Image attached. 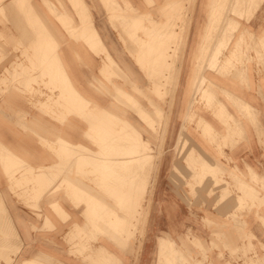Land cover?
<instances>
[{"label":"crops","instance_id":"1","mask_svg":"<svg viewBox=\"0 0 264 264\" xmlns=\"http://www.w3.org/2000/svg\"><path fill=\"white\" fill-rule=\"evenodd\" d=\"M29 1L0 0V10H3V17L2 10L0 11V80L3 78V84L0 83V204H3L0 205V259L8 260L6 263L0 261V264H264V0H240L239 4L236 0H229L227 7L220 0H185L182 4L180 0H114L112 3L110 0H75V3L74 0ZM169 3L175 8L171 5L169 9ZM233 3L237 4L236 7ZM243 3H247L246 7ZM21 6L28 11L25 12V8ZM226 10H229L227 14ZM82 14L86 18L83 20H86L84 25L81 23L84 18ZM230 19L232 23H228ZM170 25L177 26L174 28ZM40 26L42 27L39 29ZM230 26L234 28L232 37L222 48ZM41 29L46 32L42 34ZM159 30H171L173 44L168 39L170 33L165 34L170 41L166 42L163 37L164 42ZM215 30L222 34L221 39ZM175 32L181 36L182 47L179 59L181 65L176 74L171 64L175 59V54H171L175 45ZM152 39L159 42L155 44H158V47L155 46L157 48H153L155 42ZM160 42L171 51L168 50L167 56H163V61L166 58V63L171 66L168 69L167 65V71H170L165 74L167 76L168 73L170 78L166 91L173 97L176 94L169 117L161 124L156 117L159 98L158 95L154 96L155 92H159V68L154 72L153 67L155 64L159 67L160 58L156 61L154 58L159 57L157 52ZM140 44L143 45L140 47ZM217 53L220 55L217 56ZM168 58L170 59L167 60ZM47 61L53 65L47 64ZM204 61L207 62L206 65ZM151 62L154 63L153 66ZM210 62L212 63L208 64ZM214 64L217 65L214 67ZM54 65L53 72L51 66ZM39 70L45 75L42 73L41 77ZM63 73L67 81L64 80ZM170 73H173L171 76L174 78L170 77ZM151 74L154 79L158 78L154 80ZM196 78L203 82L195 84ZM32 79H35L31 81L35 82L33 84L29 81ZM47 79H51L52 83L49 84ZM6 80L11 83L7 84ZM27 82H30L29 85ZM64 85L67 88H63ZM25 87L30 91L27 92ZM190 88H194V92ZM120 91L125 94L122 95ZM190 94L194 96L191 98ZM204 94H210L211 101H215L209 100V103V95L206 97ZM114 95H118L120 103L117 109L114 106ZM143 95H150L146 96L151 103L149 109L144 106ZM167 101L170 99L167 98ZM128 102L130 110L123 107V104L128 106ZM221 111H224L223 114ZM101 124H107L108 127ZM129 126L131 130L126 128ZM160 131L164 133L162 140L166 144L161 156L155 147ZM127 133L130 134L129 137L135 135L142 144L150 143V153L144 155L150 159L148 173L145 172L146 188L143 181L140 182L143 180L141 173L144 172L136 165L131 164L129 168L125 164L128 157L125 155V141L131 140L126 137ZM103 134L106 136H100ZM117 134L119 145L123 146L115 149L119 153H95L97 148L94 142L97 139L102 137L101 142L108 141L111 144L116 142ZM107 135H111L110 138ZM184 142L186 149L184 153H180ZM107 143H103L104 150L110 146ZM77 145L84 149H77ZM60 147L64 150L61 151ZM190 150L195 153H189ZM120 152H123L121 156ZM140 156L143 157H130L136 160ZM24 169L25 172H22ZM113 172L118 175L115 174V179ZM104 174L106 177H103ZM130 176L136 179L133 181L134 178ZM51 178L53 181H48ZM127 186L136 188L135 190L138 187L140 190L145 188L146 195L138 190V197L128 199L124 195ZM248 188L253 191L250 189L249 192ZM128 225L133 227L129 228ZM103 229H107V232ZM103 231L110 236L112 234V239L114 236L115 238L112 240L106 233L102 235ZM121 231L125 232L122 234ZM14 236L19 239L15 240ZM121 246L124 247L123 250Z\"/></svg>","mask_w":264,"mask_h":264},{"label":"bare ground","instance_id":"2","mask_svg":"<svg viewBox=\"0 0 264 264\" xmlns=\"http://www.w3.org/2000/svg\"><path fill=\"white\" fill-rule=\"evenodd\" d=\"M10 1H12V0H10ZM13 1L16 2L17 0H16V1L13 0ZM27 1H28V0H27ZM30 1H31V0H30ZM30 1H29V2H30ZM77 1H78V0H77ZM77 1H76V4H77ZM110 1H111V3H112V1H114V0H110ZM178 1H179V0H178ZM186 1H187V0H186ZM186 1H185V2H186ZM188 1H189V0H188ZM188 1H187V2H188ZM214 1H216V0H214ZM220 1H221V0H220ZM230 1H231V0H230ZM234 1H235V0H234ZM239 1H240V0H239ZM243 1H244V0H243ZM243 1H242V2H243ZM251 1H252V0H251ZM22 2H23V1H22ZM69 2H71V0H70ZM216 2H217V1H216ZM225 2H226V1H225ZM232 2H233V0H232ZM232 2H231V4H232ZM237 2H238V1H237ZM246 2H247V0H246ZM57 3H58V2H57ZM73 3H75V0H74ZM103 3H104V2H103ZM115 3H116V2H115ZM176 3H177V2H176ZM209 3H210V2H209ZM218 3H219V2H218ZM228 3H230L229 0L227 1V4H228ZM250 3H251V2H250ZM258 3H259V2H258ZM12 4H13V3H12ZM104 4H105V3H104ZM177 4H178V3H177ZM177 4H175V5H177ZM227 4H225L226 7H227ZM233 4H234V3H233ZM238 4H239V2H238ZM246 4H247V3H246ZM246 4L243 3V5H245V7H246ZM252 4H253V3H252ZM254 4H255V1H254ZM254 4H253V5H254ZM25 5H26V4H25ZM46 5H47V4H46ZM72 5H73V4H72ZM107 5H108V2H107ZM166 5H168V4H166ZM171 5H172V4L169 3L168 8L174 6V5H172V6H171ZM214 5H215V4H214ZM216 5H219V4H216ZM222 5H224V3H222ZM234 5H235V7H236L237 4H234ZM250 5H251V4H250ZM2 6H3V5H2ZM8 6H9V5H8ZM8 6H7V7H8ZM13 6H14V5H13ZM81 6H82V5H81ZM105 6H106V5H105ZM116 6H117V5H116ZM116 6H113V7H116ZM158 6H159V5H158ZM210 6H211V5H210ZM19 7H20V6H19ZM21 7H24V6H21ZM28 7H29V6H28ZM28 7H27V8H28ZM78 7H80V1H79V6H78ZM176 7H177V6H176ZM186 7H187V5H186ZM226 7H225V9H228V8H226ZM245 7H243V9H244ZM1 8H2V7H1ZM3 8H4V7H3ZM10 8H12V6H10ZM14 8H15V7H14ZM24 8H25V7H24ZM104 8H105V7H104ZM174 8H175V6H174ZM211 8H212V7H211ZM213 8H214V7H213ZM240 8H241V7H240ZM240 8H239V9H240ZM249 8H250V7H249ZM18 9H19V8H18ZM30 9H31V7H30ZM61 9H62V8H61ZM73 9H74V8H73ZM76 9H77V8H76ZM79 9H81V8H79ZM111 9H112V11H113V8H112V7H111ZM119 9H120V8H119ZM169 9H170V8H169ZM239 9L236 8V10H239ZM250 9H252V7H251ZM1 10H2V9H1ZM1 10H0V11H1ZM7 10H8V9H7ZM25 10H26V8L24 9V11H25ZM82 10H83V7H82ZM82 10H81V11H82ZM106 10H107V9H106ZM179 10H181V9H179ZM179 10L177 9V11H179ZM183 10H184V9H183ZM209 10H210V9H209ZM216 10H217V8H216ZM241 10H242V8H241ZM247 10H248V9H247ZM15 11H16V10H15ZM15 11H14V12H15ZM20 11H21V10H20ZM27 11H28V10H27ZM27 11H25V12H27ZM76 11H77V10H76ZM79 11H80V10H79ZM79 11H78V12H79ZM107 11H109V9H108ZM107 11H106V12H107ZM119 11H120V10H119ZM185 11H186V10H185ZM218 11L220 12V10H218ZM227 11H229V10H226V14L228 13ZM233 11H234V10H232V12H233ZM249 11L251 12V10H249ZM84 12H85V11H84ZM209 12H210V11H209ZM235 12H236V11H235ZM250 12H249V13H250ZM252 12H253V11H252ZM32 13H33V11L30 12V15H31ZM63 13H64V12H63ZM79 13H80V12H79ZM144 13H146V12H144ZM185 13H186V12H185ZM210 13H211V12H210ZM221 13H222V11H221ZM224 13H225V10H224ZM229 13H231V8H230V12H229ZM236 13H237V12H236ZM13 14H14V13H13ZM55 14H56V13H55ZM85 14H86V13H85ZM211 14H212V13H211ZM232 14H233V13H232ZM252 14H253V13H252ZM1 15H2V17H3V10H2V12H1ZM15 15H17V14L15 13ZM15 15H14V16H15ZM22 15H23V14H22ZM34 15H35V14H34ZM65 15H66V14H65ZM79 15H81V14H79ZM82 15H83V14H82ZM179 15H180V14H179ZM184 15H185V14H184ZM223 15H224V14H223ZM213 16H214V15H213ZM224 16H225V15H224ZM233 16H234V15H233ZM247 16H248V15H247ZM250 16H251V14H250ZM7 17H8V16H7ZM22 17L25 18V16H22ZM33 17H34V16H33ZM80 17H81V16H80ZM82 17H84V15H83ZM142 17H143V16H142ZM15 18H16V17H15ZM35 18H36V20H38V19H37L38 17H37L36 15H35ZM60 18H61V17H60ZM87 18H88V17H87ZM135 18H136V17H135ZM140 18H141V17H140ZM182 18H183V16H182ZM208 18H210L209 15H208ZM4 19H5V18H4ZM7 19H8V18H7ZM19 19H20V18H19ZM19 19H18V20H19ZM62 19H63V18H62ZM79 19H82V18H79ZM84 19H86V18L84 17V18L82 19V21H83ZM173 19H174V18H173ZM227 19H228V18H227ZM30 20H32V19H30ZM34 20H35V19H34ZM36 20H35V21H36ZM134 20H135V19H134ZM149 20H150V19H149ZM220 20L224 21L223 19H220ZM8 21H9V20H8ZM24 21L26 22V20H24ZM85 21H86V20H85ZM85 21H83V22L80 21V22L84 25V22H85ZM118 21H119V20H118ZM210 21H211V20H210ZM213 21H215V20H213ZM225 21H226V20H225ZM32 22H33V21H32ZM170 22H171V21H170ZM216 22H217V21H216ZM220 22H221V21H220ZM6 23H7V22H6ZM37 23H38V21L36 22V25H37ZM65 23H66V22H65ZM81 23H80V24H81ZM168 23H169V22H168ZM172 23H173V21H172ZM213 23H214V22H213ZM225 23H226V22H225ZM225 23H224V24H225ZM228 23H232L231 19H230V22H229V20H228ZM233 23H235V22H233ZM26 24H27V23H26ZM31 24H32V23H31ZM34 24H35V23H33V25H34ZM173 24H174V23H173ZM219 24H220V23H219ZM226 24H227V23H226ZM235 24H236V23H235ZM38 25H39V24H38ZM42 25H43V24H42ZM167 25H169V24H167ZM221 25H223V24H221ZM11 26H12V25H11ZM23 26H24V25H23ZM30 26H31V25H30ZM68 26H69V25H68ZM171 26H172V25H170V27H171ZM176 26H177V25H176ZM176 26H172V27L175 28ZM181 26H182V25H181ZM206 26H207V25H206ZM226 26H227V25H226ZM32 27H33V26H32ZM41 27H42V26H40L39 29H40ZM78 27H80V26H78ZM88 27H90V26H88ZM124 27H126V26H124ZM216 27H217V26H216ZM34 28H35V27H34ZM37 28H38V27H37ZM37 28H36L37 32H40L39 29H37ZM113 28H114V27H113ZM130 28H131V27H130ZM152 28H155V27H152ZM160 28H161V27H160ZM166 28H167V26H166ZM178 28H179V27H178ZM224 28H225V27H224ZM22 29H24V27H23ZM42 29H43V28H42ZM42 29H41V30H42ZM44 29H45V28H44ZM164 29H165V28H164ZM167 29H169V28H167ZM167 29H165V30H167ZM176 29H177V28H176ZM28 30H29V29H28ZM34 30H35V29H34ZM77 30H78V29H77ZM84 30H85V29H84ZM84 30H83L82 32H84ZM180 30H181V27H180ZM218 30H219V28H218ZM222 30H223V28H222ZM18 31H19V30H18ZM22 31L24 32V30H22ZM65 31H67V30L65 29ZM69 31H70V30H69ZM73 31H74V30H73ZM75 31H76V30H75ZM75 31H74V32H75ZM87 31H88V30H87ZM89 31H91V30L89 29ZM129 31H130V29H129ZM129 31H125V32H128V33H129ZM159 31H161V30H159ZM172 31H173V30H172ZM210 31H212V30H210ZM216 31H217V30H215V32H216ZM219 31H221V30H219ZM227 31H229V34H227V38H226V40H225V41L223 40L224 43H223V45H222V48H224V47L226 46V44L230 41V39H231V37H232V34H233V31H234V28H232V27L230 26V27H229V30H227ZM28 32H30V30H29ZM42 32H43L42 34H44V32H46V31H43V30H42ZM71 32H72V31H71ZM91 32H93V31H91ZM164 32H165V31H164ZM164 32H162V33H164ZM168 32H169L170 35H171V30H170V31H166L165 34L168 33ZM177 32H178V31H177ZM179 32H180V31H179ZM215 32H212V33H214L215 35H216V33H217L218 36L220 35L219 32H216V33H215ZM221 32H222V31H221ZM16 33H19V32H16ZM40 33H41V32H40ZM78 33H79V32H78ZM80 33H81V32H80ZM89 33H90V32H89ZM123 33H124V32H123ZM153 33H154V32H153ZM169 33H168V34H169ZM173 33H174V32H173ZM212 33H211V34H212ZM225 33H226V30H225ZM38 34H39V33H38ZM42 34H40V35H42ZM70 34H71V33H70ZM73 34H74V33L72 32L71 35H73ZM82 34H83V33H82ZM129 34H130V33H129ZM160 34H161V33H160ZM165 34H161V35H165ZM175 34H176V32H175ZM177 34H178V33H177ZM177 34H176V36H177ZM26 35H27V34H26ZM33 35H34V33H33ZM35 35H36V34H35ZM80 35H81V34H80ZM86 35H87V34H86ZM88 35H89V34H88ZM88 35H87V36H88ZM117 35H118V34H117ZM157 35H158V33H157ZM223 35H224V33H223ZM36 36L38 37V35H36ZM42 36H43V35H42ZM44 36H45V35H44ZM74 36H75V35H74ZM82 36H83V35H82ZM89 36H90V35H89ZM131 36H132V35H131ZM153 36H154V35H153ZM166 36L168 37V35H166ZM171 36H172V37H171ZM171 36H170L171 38L169 37L168 39H170V40H171V39H174V36H173V35H171ZM178 36H179V34H178ZM218 36H216L215 38L218 39V38H217ZM221 36H222V34L220 35V39H221ZM23 37H24V36H23ZM48 37H49V35H48ZM135 37H136V36H135ZM164 37H165V36H164ZM167 37H165V39H166ZM209 37H210V35H209ZM225 37H226V35H225ZM40 38H41V37H40ZM40 38H39V39H40ZM45 38H46V40H47V34H46V37H45ZM82 38H83V37H82ZM84 38H85V37H84ZM130 38H131V37H130ZM160 38H161V37H160ZM22 39H23V38H22ZM28 39H29V38H28ZM49 39H50V38H49ZM86 39H87V37L85 38V40H86ZM136 39H137V38H136ZM162 39H164L163 36H162ZM162 39H161V41H163ZM165 39H164V42H165ZM176 39L179 40L178 38H176ZM212 39H213V38H212ZM220 39H219V40H220ZM248 39H249V38H248ZM26 40H27V39H26ZM26 40H23V41L26 42ZM29 40H30V39H29ZM41 40H42V39H41ZM87 40H88V39H87ZM89 40H91V39H89ZM140 40H141V39H140ZM152 40H153V39H152ZM158 40H159V39H158ZM166 40H167V39H166ZM170 40H169V41H170ZM263 40H264V39H263ZM50 41H51V40H50ZM52 41H53V40H52ZM93 41H95V40L93 39ZM122 41H123V40H122ZM138 41H139V40H138ZM147 41H149V40H147ZM153 41H154V40H153ZM169 41L167 40L166 42H169ZM208 41H209V39H208ZM208 41H207V43H208ZM213 41H215V40H213ZM18 42H19V41H18ZM39 42H41V41H39ZM91 42H92V41H91ZM91 42H90V43H91ZM142 42H144V40H143ZM154 42H155V41H154ZM157 42H158V41H157ZM157 42L154 43L153 48H157V47H158V46H157L158 44L155 45ZM177 42H178V41H177ZM219 42H220V41H219ZM22 43H23V42H22ZM44 43H45V42H44ZM50 43H51V42H50ZM86 43H87V41H86ZM94 43H95V42H93V44H94ZM147 43H148V42H147ZM158 43H159V42H158ZM170 43H172V40H171ZM170 43H169V45H171ZM209 43H210V42H209ZM238 43H239V42H238ZM16 44H17V43H16ZM84 44H85V43H84ZM91 44H92V43H91ZM97 44H98V43H97ZM97 44H96V45H97ZM148 44H150V43H148ZM151 44L153 45V43H151ZM172 44H173V43H172ZM174 44H175V43H174ZM176 44H177V43H176ZM213 44H214V42H213ZM216 44H217V43H215V45H216ZM219 44H220V43H219ZM221 44H222V43H221ZM249 44H251V42H250ZM253 44H254V42H253ZM23 45H25V44H23ZM44 45H45V44H44ZM44 45H42V47H43ZM85 45H87V44H85ZM142 45H143V44H140V47H141ZM152 45H151V46H152ZM162 45H163V44H161V42H160V44H159V48H160V46H162ZM20 46H22V45H20ZM46 46H47V45H46ZM50 46H51V44H50ZM90 46H91V45H90ZM144 46H145V45H144ZM155 46H157V47H155ZM173 46H174V45H173ZM173 46H172V47H173ZM216 46H217V45H216ZM216 46H215V47H216ZM35 47H36V46H35ZM48 47H49V46H48ZM162 47L164 48V45H163ZM162 47H161V48H162ZM175 47H177V45H175ZM213 47H214V46L212 45V49H213ZM219 47H220V46H219ZM24 48H25V47H24ZM91 48H92V47H91ZM147 48H148V47H147ZM150 48H151V47H150ZM150 48H149V49H150ZM153 48H152V49H153ZM167 48H168V47H167ZM199 48H200V47H199ZM210 48H211V47H210ZM238 48H239V47H238ZM254 48H255V47H254ZM13 49H14V48H13ZM45 49H46V48H45ZM89 49H90V48H89ZM164 49H165V48H164ZM217 49H218V48H217ZM101 50H102V49H101ZM144 50H145V49H144ZM144 50H143V51H144ZM153 50H157V49H153ZM153 50H152V51H153ZM162 50H163V49H162ZM162 50L160 49V51H162ZM168 50H169V49H168ZM168 50L166 49L165 51L167 52ZM175 50H176V48H175ZM207 50H208V49H207ZM245 50H246V49H245ZM14 51H15V50H14ZM125 51H126V50H125ZM146 51H147V50H146ZM169 51H170V50H169ZM212 51H213V50H212ZM215 51H216V49L214 50L213 53H215ZM219 51H220V49H219ZM222 51H223V49H222ZM233 51H234V50H233ZM237 51H239V50H237ZM255 51H256V49H255ZM91 52H92V51H91ZM126 52H128V51H126ZM154 52H155V51H154ZM154 52H153V53H154ZM156 52H157V51H156ZM156 52H155V53H156ZM170 52H171V51H170ZM48 53H49V52H48ZM151 53H152V52L150 51V54H151ZM160 53L163 54V51H162V52H157V55L161 56V57H162V60H161V57H157V58L155 57V58H154L155 61H156V59L159 60V58H160L159 61L157 60L158 63H159V62H161V63L163 62V56L166 54V53H164L163 55H162V54L160 55ZM207 53H209V52H207ZM259 53H260V52H259ZM8 54H9V53H8ZM144 54H145V53H144ZM171 54H174V51H173V53H171ZM221 54H222V53H221ZM237 54H238V53H237ZM1 55H3V54H1ZM46 55H47V53H46ZM48 55L50 56L51 54H48ZM155 55H156V54H155ZM157 55H156V56H157ZM218 55H220V54L217 53V56H218ZM222 55H223V54H222ZM3 56H4V55H3ZM5 56H6V55H5ZM41 56H42V55H41ZM54 56H55V55H54ZM140 56H141V55H140ZM147 56H148V55H147ZM152 56H153V55H152ZM166 56H167V55H166ZM168 56L170 57V54H169ZM171 56H172V55H171ZM212 56H213V55L211 54V57H212ZM36 57H37V56H36ZM45 57H46V56H45ZM173 57H174V56H173ZM209 57H210V56H209ZM215 57H216V56H215ZM223 57H224V56H223ZM234 57H236V56L234 55ZM14 58H15V57H14ZM16 58H17V57H16ZM46 58H47V57H46ZM53 58H54V57H53ZM164 58H165V57H164ZM213 58H214V56H213ZM213 58H212V60H213ZM219 58H220V57H219ZM42 59H43V56H42ZM144 59H145V57H144ZM169 59H170V58H168L167 60H169ZM173 59H174V58H173ZM206 59H207V58H206ZM206 59H204V60L207 61ZM214 59H216V58H214ZM226 59H227V58H226ZM236 59H237V57H236ZM14 60H15V59H14ZM45 60H46V59H45ZM49 60L52 61L51 59H49ZM164 60L166 61V58H165ZM171 60H172V58H171ZM201 60H202V59H201ZM247 60H248V59H247ZM0 61H1V59H0ZM40 61H41V58H40ZM155 61H153V62H155ZM205 61H204V62H205ZM208 61H209V60H208ZM217 61H219V60H217ZM48 62H49V61H47L46 63H47V64L51 63V62H49V63H48ZM137 62H138V61H137ZM142 62H143V61H142ZM174 62H175V61H174ZM215 62H216V61H215ZM224 62H225V60H224ZM226 62H227V61H226ZM18 63H19V62H18ZM39 63H40V62H39ZM46 63H45V64H46ZM151 63H152V62H151ZM155 63H156V62H155ZM163 63H164V62H163ZM201 63H202V61H201ZM206 63H207V62H205L204 65H206ZM211 63H212V62H210V63H208V64H211ZM213 63H214V62H213ZM237 63H238V62H237ZM164 64H165V63H164ZM164 64H163V65H164ZM166 64H167V63H166ZM166 64H165V66H166ZM256 64H257V63H256ZM256 64H255V65H256ZM263 64H264V62H263ZM49 65H53V64H49ZM49 65H48L47 67H49ZM149 65H150V64H149ZM153 65H154V63H152V66H153ZM158 65H159V64H158ZM167 65H169V66H168V69H169L171 66H170V64H167ZM216 65H217V64H214V65H212V66L215 67ZM225 65H226V64H225ZM232 65H233V64H232ZM259 65L261 66V63H260ZM15 66H16V65H15ZM36 66H37V65H36ZM43 66H44V65H43ZM152 66H151V67H152ZM159 66H160V70H159V71H163V70L161 69L162 65H159ZM202 66H203V64H202ZM207 66H208V65H207ZM210 66H211V65H210ZM262 66H263V65H262ZM147 67H148V66H147ZM147 67H146V68H147ZM151 67H150V68H151ZM153 67H155V69L153 68V69H154V72H156V71H155L156 68H159V67H157L156 64H155ZM166 67H167V66H166ZM175 67H176V66H175ZM198 67H199V66H198ZM205 67H206V66H205ZM205 67H204V68H205ZM214 67H212V68H214ZM218 67H219V66H218ZM7 68H8V67H7ZM41 68H42V67H41ZM49 68H50V67H49ZM54 68H55V65H54V67L51 66V69H54ZM56 68H57V67H56ZM202 68H203V67H201V71L204 72ZM224 68H225V67H224ZM262 68H263V67H262ZM14 69H15V68H14ZM163 69H165V68H163ZM176 69H177V68H176ZM189 69H190V68H189ZM222 69H223V68H222ZM9 70H10V69H9ZM41 70H42V69H41ZM41 70H39V71H41ZM43 70H44V68H43ZM157 70H158V69H157ZM14 71H16V69H15ZM52 71L54 72L55 69L52 70ZM52 71H51V72H52ZM57 71H58V70H57ZM164 71H166V70H164ZM164 71H163V74L166 73V72H164ZM169 71H170V70H169ZM169 71H167V72H169ZM199 71H200V70H199ZM3 72H5V70H4ZM8 72H9V71H8ZM43 72H45V70H44ZM43 72L41 71V74H40L41 77H42V73H43ZM152 72H153V71H152ZM154 72H153V73H154ZM212 72H214V70H213ZM220 72H221V71H220ZM5 73H7V72H5ZM39 73H40V72H39ZM117 73H118V72H117ZM153 73H152V74H153ZM200 73H201V72H199L198 74H200ZM114 74H115V73H114ZM118 74H119V73H118ZM152 74H151V78H153V77H152ZM161 74H162V73H161ZM161 74L159 73V77H161V76H160ZM171 74H173V73H170V77H172ZM195 74H196V73H195ZM6 75H8V77L12 78V76H10L9 73H7ZM44 75H45V73H43V76H44ZM55 75H56V74H55ZM57 75H58V74H57ZM154 75H155V73H154ZM190 75H191V74H190ZM1 76H2V72H1ZM18 76H19V75H18ZM38 76H39V75H38ZM63 76H64V73H63ZM163 76H164V75H163ZM163 76H162V77H163ZM193 76H194V74H193ZM198 76H200V75H198ZM218 76H219V75H218ZM263 76H264V75H263ZM29 77H30V76H29ZM33 77H35V76H33ZM33 77H32V78H33ZM45 77H47V76H45ZM54 77H55V76H54ZM61 77H62V76H61ZM119 77H121V75L118 76V78H119ZM166 77H167V79H170L169 76H168V73H167V76H166ZM166 77H165V78H166ZM188 77H189V76H188ZM195 77H196V76H195ZM201 77H202V73H201ZM64 78H65V76H64ZM64 78H63V79H64ZM122 78H123V77H122ZM157 78H158V77H157ZM157 78L155 77V79H157ZM172 78H174V77H172ZM2 79H3V78H2ZM2 79H1V80H2ZM23 79H25V78H23ZM28 79H29V78H28ZM28 79H27V81H28ZM51 79L54 80V78H52V77H51ZM51 79H49V80L47 79V80H48V83L51 81ZM55 79H56V78H55ZM153 79H154V78H153ZM153 79H152V81L155 80V79H154V80H153ZM167 79H166V80H167ZM187 79H188V78H187ZM192 79H193V77H192ZM197 79H199V78H196V79L194 80L195 84H198V82L200 81V79H199V80L197 81V83H196V80H197ZM1 80H0V81H1ZM4 80H5V79H4ZM10 80H12V79H10ZM10 80H9V81L6 80V81H7V84H8V82H10ZM20 80H21V79H20ZM20 80H19V81H20ZM34 80H35V79H34ZM34 80L32 79V80H29V81L31 82V81H34ZM39 80H40V77H39ZM61 80H62V79H61ZM61 80H60V82H62V81L64 82V80H66V78H65L64 80H62V81H61ZM120 80H122V79H120ZM158 80H159V81L164 80V77H163V78H160V79L158 78ZM202 80H204V79H202ZM41 81H42V80H41ZM66 81H67V80H66ZM122 81H123V80H122ZM124 81H125V79H124ZM159 81H157V82H159ZM164 81H165V80H164ZM167 81H168V80H167ZM191 81H192V80H191ZM2 82H3V81H1L0 83L3 84ZM30 82H27L28 85H29ZM63 82H62V83H63ZM172 82H173V81H172ZM200 82L202 83L203 81H200ZM200 82H199V83H200ZM204 82H205V81H204ZM10 83H11V82H10ZM31 83H32V82H31ZM33 83H35V82H33ZM33 83H32V84H33ZM48 83H46V85H48ZM51 83H52V82H50L49 84H51ZM208 83H209V82H208ZM36 84H38V83H36ZM41 84H42V83H41ZM68 84H69V83H68ZM157 84H159V83H157ZM157 84H156V85H157ZM160 84H161V83H160ZM160 84H159V85H160ZM164 84H165V83H164ZM190 84L192 85V84H193V81H192V83H190ZM38 85H39V84H38ZM57 85H58V84H57ZM62 85H63V84H62ZM97 85H99V84H97ZM159 85H158V86H159ZM187 85H188V84H187ZM206 85H207V84H206ZM246 85H247V84H246ZM1 86H2V85H1ZM9 86H10V85H9ZM36 86H37V85H36ZM44 86H45V83H44ZM55 86H56V85H55ZM60 86H61V85H60V83H59V85H58V89H60V88H59ZM158 86H157V87H158ZM165 86H167V84H166ZM165 86H164V88H165ZM209 86H210V85H209ZM212 86H213V85H212ZM28 87H29V86H28ZM52 87H53V86H52ZM154 87H155V86H154ZM157 87H156V88H157ZM159 87H161V85H160ZM191 87H192V86H191ZM198 87H199V86H198ZM198 87L195 88V89H198ZM12 88H13V87H12ZM31 88H32V87H31ZM42 88H43V87H42ZM53 88H54V87H53ZM53 88H52V90H54ZM63 88H67V87L64 85ZM63 88H62V89H63ZM164 88L162 87L161 89H164ZM166 88H167V87H166ZM170 88H171V87H170ZM207 88L209 89L210 87H207ZM16 89H17V88H14V90H16ZM26 89H27V87H25V90H26ZM68 89H69V88H68ZM113 89H114V88H113ZM115 89H116V88H115ZM138 89H139V88H138ZM188 89H189V88H188ZM211 89H212V88H211ZM4 90L6 91L7 89H4ZM50 90H51V89H50ZM55 90H57L56 87H55ZM96 90H97V89H96ZM141 90H142V89H141ZM164 90H165V89H164ZM190 90H193V92H194V88H193V89L190 88ZM190 90H189V91H190ZM202 90H203V89H202ZM202 90H201V91H202ZM26 91H27V90H26ZM29 91H30V89H29ZM29 91H27V92H29ZM34 91H35V90H34ZM64 91H65V89H64ZM66 91H69V90H66ZM71 91H72V90H71ZM114 91H118V90H114ZM133 91H134V90H133ZM138 91H139V90H138ZM153 91H154V90H153ZM203 91H204V90H203ZM205 91H206V90H205ZM2 92H3V91H2ZM98 92H99V91H98ZM104 92H105V91H104ZM120 92H121V91H120ZM134 92H135V91H134ZM154 92H155V91H154ZM154 92H153V94H154ZM162 92L164 93V92H166V91H162ZM191 92H192V91H191ZM206 92L208 93V91H206ZM220 92H221V90H220ZM224 92H225V91H224ZM36 93H37V92H36ZM123 93H124V92H123ZM123 93L121 92L122 95H123ZM136 93H137V92H136ZM151 93H152V91H151ZM160 93H161V92H160ZM203 93H204V92H203ZM1 94H3V93H1ZM30 94H31V92H30ZM71 94H73V93L71 92ZM71 94L69 93L70 96H72ZM74 94H75V93H74ZM74 94H73V95H74ZM106 94H107V93H106ZM118 94H119V93H118ZM124 94H125V93H124ZM137 94H138V93H137ZM158 94H159V92H157V93L155 92L154 96H155V95H158ZM187 94H188V93H187ZM193 94H194V93H193ZM193 94H190V96L192 95L191 98L194 96ZM221 94H222V93H221ZM224 94H225V93H223V95H224ZM38 95H41V94H38ZM67 95H68V94H67ZM69 95H68V96H69ZM138 95H139V94H138ZM202 95H203V94H202ZM202 95H201V96H202ZM204 95H206V97H208L207 95H209L208 98H210V99H208V98H207V99H208V102H209V100L211 101V97H212V96H211L210 94H204ZM218 95H219V94H218ZM114 96H115V95H114ZM124 96L128 97L127 95H124ZM161 96H162V95H161ZM186 96H187V95H186ZM210 96H211V97H210ZM46 97H47V96H46ZM72 97H73V96H72ZM78 97H79V96H78ZM157 97H160V95H158ZM203 97H204V96H203ZM49 98H50V97H49ZM63 98H64V97H63ZM129 98H130V97H129ZM198 98H199V97H198ZM201 98H202V97H201ZM201 98H200V99H201ZM233 98H234V97H233ZM45 99H46V98H45ZM59 99H60V98H59ZM64 99H65V98H64ZM66 99H67V97H66ZM69 99H70V98H69ZM72 99H73V98H72ZM74 99H75V98H74ZM127 99H128V98H127ZM189 99H190V98H189ZM207 99H205V101H206ZM214 99H215V98H214ZM229 99H230V97H229ZM231 99H232V98H231ZM235 99H236V98H235ZM62 100H63V99H62ZM121 100H122V99H121ZM130 100H133V99H130ZM172 100H173V99H172ZM187 100H188V99H187ZM46 101H47V99H46ZM50 101H51V100H50ZM54 101H55V100H54ZM190 101H191V100H190ZM214 101H215V100H214ZM214 101H211V102H214ZM230 101H231V100H230ZM233 101H234V100H233ZM71 102H72V101H71ZM79 102H80V101H79ZM115 102H116V101H115ZM124 102H125V101H124ZM132 102L135 103L134 101H132ZM171 102H172V101H171ZM195 102H196V101H195ZM206 102H207V101H206ZM231 102H232V101H231ZM42 103H45V102L43 101ZM42 103H40V104H42ZM73 103H74V102H73ZM125 103H126V102H125ZM209 103H210V102H209ZM36 104H38V102H37ZM69 104H70V103H69ZM118 104H120V103H118ZM136 104H137V103H136ZM188 104H189V103H188ZM212 104H213V103H212ZM231 104H232V103H231ZM43 105H44V104H43ZM59 105H60V104H59ZM132 105H133V104H132ZM137 105H138V104H137ZM137 105H136V106H137ZM206 105H207V104H206ZM215 105H216V104H215ZM219 105H220V104H219ZM232 105H233V104H232ZM240 105H241V104H240ZM38 106H39V105H38ZM47 106H48V105H46V107H47ZM122 106H123V105H122ZM208 106H209V104H208ZM210 106H211V105H210ZM242 106H243V105H242ZM39 107L41 108L42 105H40ZM44 107H45V105H44ZM123 107H126V108H127L128 106H125V105H124ZM152 107H153V106H152ZM170 107H171V105H170ZM187 107H188V106H187ZM213 107H214V106H213ZM42 108H43V107H42ZM47 108H48V107H47ZM51 108H52V107H51ZM65 108H67V107H65ZM153 108H154V107H153ZM43 109H44V108H43ZM59 109H60V108H59ZM67 109H68V108H67ZM85 109H86V108H85ZM141 109H142V108H141ZM156 109H157V108H156ZM219 109H220V108H219ZM239 109H240V108H239ZM241 109H242V108H241ZM44 110H46V109H44ZM129 110H130V107H129ZM142 110H143V109H142ZM186 110H187V109H186ZM216 110H217V109H216ZM216 110H215V111H216ZM253 110H254V109H253ZM49 111H50V110H49ZM64 111H66V110H64ZM131 111H132V110H131ZM138 111H139V110H138ZM40 112H42V111H40ZM47 112H48V111H47ZM57 112H58V110H57ZM66 112H67V111H66ZM82 112H83V111H82ZM85 112H86V111H85ZM133 112H134V113H137V112H135V111H133ZM156 112H157V111H156ZM221 112H222V111H221ZM223 112H224V111H223ZM223 112H222V114H223ZM252 112H253V111H252ZM252 112H250V113H252ZM83 113H84V112H83ZM134 113H133V114H134ZM142 113H143V112H142ZM150 113H151V112H150ZM160 113H161V111H160ZM216 113H217V111H216ZM241 113H242V112H241ZM152 114H153V113H152ZM157 114H158V113H157ZM167 114H168V113H167ZM217 114H220V113H217ZM226 114H227V113H226ZM3 115H4V114H3ZM45 115H46V114H45ZM54 115H55V114H54ZM61 115H62V114H61ZM63 115H65V114H63ZM66 115H67V114H66ZM76 115H77V114H76ZM84 115H85V114H84ZM101 115H103V113H102ZM214 115H215V114H214ZM252 115H253V113H252ZM14 116H15V115H14ZM17 116H19V115L17 114ZM47 116H48V115H47ZM57 116L59 117L60 115H57ZM74 116H75V115H74ZM88 116H90V115H88ZM88 116H87V117H88ZM93 116H94V115H93ZM98 116H99V115H98ZM106 116H107V115H106ZM217 116H218V115H217ZM226 116H227V115H226ZM15 117H16V116H15ZM20 117H21V116H20ZM81 117H82V116H81ZM91 117H92V116H91ZM104 117H105V116H104ZM111 117H112V116H111ZM184 117H185V116H184ZM228 117H229V116H228ZM236 117H237V116H236ZM4 118H5V116H4ZM16 118H17V117H16ZM60 118H61V117H60ZM79 118H80V117H79ZM93 118H94V117H93ZM100 118H103V116H102V117L100 116ZM100 118H99V119H100ZM107 118H108V117H107ZM112 118H113V117H112ZM112 118H111V119H112ZM114 118H115V117H114ZM222 118H223V116H222ZM229 118H230V117H229ZM10 119H11V118H10ZM17 119H18V118H17ZM20 119H21V118H20ZM20 119H19V120H20ZM62 119H63V118H62ZM64 119H65V117H64ZM64 119H63V120H64ZM105 119H106V117H105ZM149 119H151V118H149ZM156 119H157V118H156ZM163 119H164V118H163ZM21 120H22V119H21ZM94 120L97 121V119H95V118H94ZM112 120H114V119H112ZM116 120H118V119L116 118ZM182 120H183V119H182ZM237 120H238V119H237ZM252 120H253V119H252ZM15 121H16V120H15ZM92 121H93V120H92ZM119 121H120V120H119ZM145 121H146V119H145ZM153 121H154V120H153ZM86 122H87V121H86ZM88 122H89V121H88ZM90 122H91V121H90ZM97 122H98V121H97ZM99 122H100V121H99ZM154 122H155V121H154ZM22 123H23V121H22ZM105 123H108V122H105ZM147 123H148V122H147ZM162 123H163V122H162ZM180 123H181V122H180ZM200 123H201V122H200ZM221 123H222V122H221ZM60 124H61V123H60ZM99 124H100V123H99ZM99 124H97V125H99ZM110 124H111V123H110ZM112 124H113V123H112ZM150 124H151V123H150ZM234 124H235V123H234ZM15 125H16V124H15ZM19 125H20V124H19ZM87 125H88V124H87ZM101 125H103V124H101ZM108 125H109V123H108ZM108 125L106 124L107 127H108ZM126 125H127V124H126ZM180 125H181V124H180ZM203 125H204V124H203ZM236 125L238 126L237 123H236ZM21 126H23V125H21ZM35 126H37V125H35ZM103 126H104V125H103ZM106 126H104V127H106ZM110 126H111V125H109V127H110ZM258 126H259V125H258ZM17 127L19 128V126H17ZM95 127H96V126H95ZM100 127H101V126H100ZM107 127H106V128H107ZM124 127H125V124H124ZM129 127H130V126H129ZM129 127H126V128H127L128 130H129V129L131 130V127H130V128H129ZM229 127H230V126H229ZM90 128H92V127H90ZM96 128H97V127H96ZM96 128H95V129H96ZM21 129H23V128H21ZM119 129H121V127H119ZM223 129H224V128H223ZM225 129H226V127H225ZM103 130H104V129H103ZM103 130H102V131H103ZM108 130H110V129H108ZM132 130H133V129H132ZM221 130H222V128H221ZM28 131H30V130H28ZM98 131H99V130H98ZM100 131H101V130H100ZM119 131H120V130H119ZM124 131H125V130H124ZM133 131H134V130H133ZM240 131H241V130H240ZM22 132H23V131H22ZM91 132H92V131H91ZM120 132L122 133L123 130L120 131ZM120 132H118V133L120 134ZM134 132H135V131H134ZM256 132H257V131H256ZM31 133H32V132H31ZM96 133H97V131H96ZM104 133H105V132H104ZM124 133H125V132H124ZM161 133H162V132H161ZM92 134H93V133H92ZM106 134H108V132H107ZM114 134H115V133H114ZM134 134H135V133H134ZM94 135H95V134H94ZM94 135H93V136H94ZM122 135H123V134H122ZM127 135H128V134H127ZM220 135H221V134H220ZM243 135H244V134H243ZM83 136H85V135H83ZM86 136H87V135H86ZM91 136H92V135H91ZM95 136H96V135H95ZM100 136H106V135L103 134V135H100ZM107 136L109 137V136H111V135H107ZM112 136H114V135H112ZM129 136H130V135H128V137H129ZM134 136H135V135H134ZM137 136H138V135H137ZM180 136H181V135H180ZM88 137H90V136L88 135ZM88 137H85V138H88ZM96 137H97V136H96ZM96 137H94V138H96ZM181 137H183V136H181ZM257 137H258V136H257ZM57 138H58V137H57ZM92 138H93V137H92ZM92 138H90V139H92ZM105 138H106V137H105ZM105 138H104V139H105ZM109 138H110V137H109ZM109 138H107V139H109ZM125 138H126V137H125ZM129 138H131V137H129ZM176 138H177V137H176ZM40 139H41V138H40ZM40 139H38V140H40ZM58 139H59V138H58ZM58 139H57V140H58ZM90 139H89V140H90ZM100 139H102V137H100ZM100 139H97V140L94 142V143H96L98 146L100 145V146H99V151H97V152H95V153H103V152L101 151V148L103 147L101 143L103 142V143L106 144V143L108 142V141H106V142L102 141V142H101ZM107 139H106V140H107ZM111 139L114 140V137H113V138L111 137ZM126 139H127V138H126ZM138 139H139V138H137V137H136V138H132V139L129 141V144H128V145H129L131 148H133L132 146H133V144H136L135 142H137V144H139V140H138ZM57 140H56V141H57ZM115 140H116V143H118V142H117L118 139H115ZM119 141H120V140H119ZM179 141H180V140H179ZM41 142H42V141H41ZM58 142H59V141H58ZM61 142H63V141L61 140ZM180 142H181V141H180ZM64 143H65V142H64ZM112 143H113V142H111V144L107 143V144L111 145V146H109L110 148H112ZM123 143H124V142H123ZM125 143H128V142L125 141ZM54 144H55V143H54ZM59 144L61 145V143H59ZM59 144L57 143V145H59ZM62 144H63V143H62ZM65 144H66V143H65ZM65 144H63V145H65ZM178 144H179V143H178ZM44 145H47V144H44ZM67 145H68V144H67ZM67 145H66V146H67ZM103 145H104V144H103ZM113 145H114V144H113ZM118 145H119V144H118ZM126 145H127V144H126ZM184 145H185V142H184V144H182L181 147H184ZM61 146H62V145H61ZM68 146H69V145H68ZM116 146H117V145H116ZM119 146H120V149H121V146H122V145H119ZM119 146H118V147H119ZM46 147H47V146H46ZM63 147H64V146H63ZM69 147H70V146H69ZM74 147L76 148V146H74ZM104 147H105V146H104ZM109 147H107V150H108ZM122 147H123V146H122ZM130 147H129V148H128V147H125V148H126V151H127V149H129V151H127L128 156L131 155V154H134L133 152H134L135 149L137 148V145H136V147H134L135 149H134L133 152H131L132 149H131ZM140 147H141V146H140ZM71 148H73V147H71ZM71 148H70V152H72ZM79 148H80V147H79ZM79 148H78V145H77V149H79ZM97 148H98V147H97ZM115 148H116V147H115ZM59 149H61V147H60ZM81 149H84V148H82V146H81L80 150H81ZM85 149H86V148H85ZM120 149H119L118 151H120ZM141 149H142V148H141ZM141 149H140V150H141ZM63 150H64V149H61V151H63ZM73 150H74V148H73ZM105 150H106V148H105ZM107 150H106V151H107ZM109 150H110V152H111V149H109ZM109 150H108V151H109ZM122 150H123V149H122ZM47 151H48V150H47ZM49 151H50V150H49ZM61 151H60V152H61ZM67 151H68V150H67ZM83 151H85V150H83ZM144 151H145V150H144ZM54 152H55V151H54ZM115 152H116V150H115ZM138 152H139V151L136 150V151H135V154L138 153ZM145 152H146V151H145ZM72 153H73V152H72ZM76 153L78 154V152H76ZM86 153H91V152H86ZM111 153H112V152H111ZM116 153H119V152H116ZM121 153H123V152H120V156H121ZM140 153H141V152H140ZM163 153H164V152H163ZM7 154H8V153H7ZM60 154H61V153H60ZM63 154H64V153H63ZM80 154H81V153H80ZM91 154H92V153H91ZM91 154H90V155H91ZM112 154H113V153H112ZM135 154H134V155H135ZM10 155H11V154H10ZM10 155L8 156L9 158H10ZM88 155H89V154H88ZM107 155H108V153H107ZM109 155H110V154H109ZM109 155H108V156H109ZM125 155H126V154H125ZM2 156H3V155H2ZM6 156H7V155H6ZM63 156H64V155H63ZM80 156H81V155H80ZM104 156H105V154H104ZM117 156H118V155H117ZM120 156H118V157H120ZM122 156H123V154H122ZM65 157H67V156L65 155ZM82 157H83V156H82ZM109 157H110V156H109ZM126 157H127V156H126ZM140 157H141V156H140ZM145 157H147V156H143L142 159H144ZM5 158H6V157H5ZM11 158H12V157H11ZM11 158H10V159H11ZM68 158H69V157H68ZM85 158H86V157H85ZM106 158H107V157H106ZM111 158H112V157H111ZM113 158H114V157H113ZM123 158H124V157H123ZM148 158H149V157H148ZM114 159H115V158H114ZM121 159H122V158H121ZM134 160H135V159H134ZM137 160L139 161V158H137ZM196 160H197V159H196ZM93 161H94V160H93ZM96 161H97V160H96ZM110 161H112V160H110ZM130 161H131V160H130ZM132 161H133V160H132ZM135 161H136V160H135ZM215 161H216V160H215ZM118 162H119V161H118ZM121 162H122V161H120V163H121ZM126 162H128V161H126ZM126 162H125V164H126ZM148 162H149V161H148ZM216 162H217V161H216ZM2 163H3V162H2ZM61 163H62V162H61ZM61 163H60V164H61ZM64 163H65V162H64ZM66 163H67V162H66ZM100 163H101V162H100ZM133 163H134V162H133ZM133 163H132V165H134ZM139 163H141V162H139ZM143 163H144V161H143ZM203 163H204V162H203ZM7 164H8V163H7ZM16 164H18V163H16ZM87 164H89V163H87ZM94 164H96V163H94ZM112 164H113V163H112ZM118 164H119V163H118ZM118 164H117V165H118ZM205 164H206V163H205ZM218 164H220V163H218ZM3 165L5 166V164H3ZM57 165H59V164H57ZM61 165H62V164H61ZM92 165H93V164H92ZM114 165H115V164H114ZM120 165H121V164H120ZM144 165H146V164H144ZM147 165L149 166L148 163H147ZM220 165H221V164H220ZM0 166H1V165H0ZM15 166H16V165H15ZM93 166L95 167V165H93ZM97 166H98V165H97ZM99 166H100V165H99ZM121 166H122V165H121ZM128 166H129V168H130L131 164L128 165ZM211 166H212V165H211ZM17 167H18V166H17ZM19 167H20V165H19ZM50 167H51V166H50ZM64 167H65V166H64ZM103 167H104V166H103ZM106 167H107V166H106ZM112 167H114V166H112ZM132 167H133V166H132ZM221 167H222V166H221ZM7 168H8V167H7ZM13 168H14V167H13ZM13 168H12V169H13ZM42 168H43V167H42ZM52 168H53V166H52ZM101 168H102V167H101ZM116 168H117V167H116ZM144 168H145V167H144ZM224 168H225V167H224ZM30 169H32V168H30ZM54 169H55V168H54ZM61 169H62V168H61ZM97 169H99V168H97ZM103 169H104V168H103ZM105 169H106V168H105ZM105 169H104V170H105ZM124 169H125V168H124ZM126 169H127V168H126ZM126 169H125V170H126ZM136 169H137V168H136ZM142 169H143V168H142ZM147 169H148V168H147ZM213 169H214V168H213ZM99 170H100V169H99ZM99 170H98V171H99ZM101 170H102V169H101ZM104 170H103V171H104ZM113 170H115V169L113 168ZM129 170H131V169H129ZM145 170H146V168H145ZM9 171L11 172V169H9ZM96 171H97V170H96ZM108 171H109V169H108ZM123 171H124V170H123ZM127 171H128V170H127ZM127 171H126V173H127ZM134 171H135V169H134ZM134 171H133V172H134ZM141 171H142V170H141ZM211 171H213V170H211ZM6 172H8V171H6ZM22 172H25V169H24V171H22ZM100 172H102V171H100ZM104 172H105V171H104ZM145 172L148 173L147 170H146ZM4 173H5V172H4ZM42 173H43V172H42ZM50 173H51V172H50ZM108 173H109V172H108ZM111 173H112V172H111ZM116 173H117V172H116ZM116 173H115V174H116ZM118 173L120 174L121 171H118ZM129 173H130V171H129ZM140 173H141V172H140ZM230 173H231V172H230ZM250 173H253V172L251 171ZM11 174H12V173H11ZM21 174H22V173H21ZM38 174H40V173H38ZM48 174H49V173H48ZM54 174H55V173H54ZM96 174H97V173H96ZM96 174H95V176H96ZM113 174H114V172H113ZM113 174H112V175H113ZM115 174H114L113 178L115 177ZM124 174H125V173H124ZM141 174H144V173H141ZM141 174H138V175H141ZM18 175H19V174H18ZM35 175H36V174H35ZM40 175L43 176L42 174H40ZM44 175H45V173H44ZM55 175H57V174H55ZM104 175H105V174H104ZM107 175H108V174H107ZM109 175H111V174H109ZM109 175H108V176H109ZM112 175H111V176H112ZM116 175H117V174H116ZM130 175H135V174H130ZM12 176H13V175H12ZM36 176H37V175H36ZM117 176H118V175H117ZM117 176H116V177H117ZM119 176H121V175H119ZM233 176H234V174H233ZM44 177H45V176H44ZM47 177L49 178L50 176H47ZM54 177H55V176H54ZM101 177H102V176H101ZM103 177H106V175L103 176ZM121 177L123 178V176H121ZM125 177H126V176H125ZM125 177H124V178H125ZM127 177L129 178V175H128V174H127ZM130 177H132V176H130ZM142 177H143V176H142ZM142 177H141V178H142ZM145 177H146V176H144V178H145ZM234 177H235V176H234ZM23 178H24V177H23ZM31 178H32V177H31ZM52 178H53V177H52ZM52 178H51V179H48V181H49V180H52ZM55 178H56V177H55ZM97 178H98V177H97ZM119 178H120V177H119ZM119 178H118V179H119ZM132 178H134L133 181L136 179V177H132ZM137 178H138V177H137ZM141 178H140V179H141ZM144 178H143V179H144ZM41 179H42V177H41ZM43 179H44V178H43ZM106 179H107V178H106ZM108 179H109V178H108ZM114 179H115V178H114ZM114 179H113V181H114ZM120 179H121V178H120ZM120 179H119V180H120ZM129 179H131V178H129ZM38 180H39V178H38ZM100 180H101V179H100ZM111 180H112V179H111ZM111 180H109V181L111 182ZM116 180H117V179H116ZM119 180H117V181H119ZM125 180H126V179H125ZM144 180H145V179H144ZM202 180H204V179H202ZM237 180H238V178H237ZM240 180H241V179H240ZM17 181H18V180H17ZM52 181H53V180H52ZM113 181H112V183H114ZM127 181H128V180H127ZM133 181L131 180L132 183H133ZM142 181H143V180H141L140 182L142 183ZM222 181H223V180H222ZM13 182H14V180H13ZM19 182H21V181H19ZM50 182H51V181H50ZM96 182H97V180H96ZM104 182H105V181H104ZM115 182H116V181H115ZM119 182H120V181H119ZM123 182L126 183V181H123ZM129 182H130V181H129ZM135 182H136V181H135ZM135 182H134V183H135ZM146 182H147V181H146ZM243 182H244V181H243ZM76 183H77V182H76ZM120 183L122 184V182H120ZM244 183H245V182H244ZM244 183H243L242 185H245V184H246V183H245V184H244ZM11 184H12V183H11ZM13 184H14V183H13ZM19 184H20V183H19ZM59 184H60V183H59ZM73 184H74V183H73ZM77 184H78V183H77ZM129 184H131V183H129ZM138 184H139V186H140V188H141L142 186L140 185V183H138ZM138 184H136V185H138ZM200 184H202V183H200ZM9 185H10V184H9ZM9 185H8V186H9ZM20 185H21V184H20ZM47 185H48V184H47ZM114 185H115V184H114ZM132 185L134 186V184H132ZM12 186H13V185H12ZM21 186H22V185H21ZM39 186H40V185H39ZM73 186H74V185H73ZM81 186H82V185H81ZM117 186H118V185H117ZM128 186H131V185H128ZM128 186H127L126 193H125V194L123 193L128 199H129V198H130V199H133L134 197H138V196L140 195V192L138 191V190H140L139 187H138L137 190H135L136 188H129ZM247 186H248V185H247ZM22 187H23V186H22ZM41 187H42V186H41ZM45 187H46V186H45ZM122 187H123V186H122ZM248 187H249V186H248ZM47 188H48V187H47ZM76 188H77V187H76ZM108 188H109V187H108ZM244 188H245V186H244ZM77 189H78V188H77ZM79 189H80V188H79ZM79 189H78V190H79ZM85 189H86V188H85ZM144 189H145V188H144ZM248 189H249V188H248ZM250 189H251V191H253L252 188H250ZM250 189H249V192H250ZM44 190H45V189H44ZM80 190H81V189H80ZM140 191H143V188H142V190H140ZM82 192H83V191H82ZM85 192H86V191H85ZM85 192H84V193H85ZM138 192H139V193H138ZM255 192H257V191H255ZM90 193H91V192H90ZM118 193H119V192H118ZM118 193H117V194H118ZM242 193H243V192H242ZM246 193H247V192H246ZM248 194H249V193H248ZM251 194H252V193H251ZM253 194H254V193H253ZM257 194H258V192H257ZM115 195H116V193H115ZM81 197H82V196H81ZM118 197H119V196H118ZM196 197H197V196H196ZM262 198H263V197H262ZM0 200H1V199H0ZM124 200H125V199H124ZM126 200H127V199H126ZM136 200H137V199H136ZM132 203H134V202H132ZM136 203H137V201H136ZM95 204H96V203H95ZM100 204H101V203H100ZM0 205H3V204H0ZM52 205H54V204H52ZM88 205H90V204H88ZM98 205H99V204H98ZM98 205H97V206H98ZM123 205H124V204H123ZM132 205H133V204H132ZM99 206H100L99 208H101V205H99ZM128 206H129V205H128ZM128 206H127V207H128ZM1 207H2V206H1ZM53 207H54V206H53ZM53 207H51V209H52ZM93 207H95V205H93ZM127 207H126V208H127ZM2 208H3V210H4V207H2ZM91 208H92V207H91ZM91 208H90L89 210H91ZM103 208H104V206H103ZM51 209H50V210H51ZM55 209H56V208H55ZM95 209H96V208H94V210H95ZM52 210H53V209H52ZM94 210H93V211H94ZM102 210H104V209H102ZM5 211H6V210H5ZM56 212H57V211H56ZM89 213H90V211H89ZM59 214H60V213H59ZM93 214H94V213H93ZM95 214H96V213H95ZM254 214H255V213H254ZM97 215H99V214H97ZM2 216H3V215H2ZM3 217H4V216H3ZM6 217H7V216H6ZM60 218H61V217H60ZM103 218H104V217H103ZM1 219H2V218H1ZM4 219H5V218H4ZM4 219H3V220H4ZM7 219H8V217H7ZM120 219H121V218H120ZM46 221H47V220H46ZM121 221H123V220H121ZM124 221L127 222L128 220H127V221L124 220ZM10 222H11V221H10ZM10 222H8V223H10ZM117 222H118V221H117ZM119 222H120V221H119ZM125 222H124V223H125ZM2 223H3V222H2ZM8 223H7V224H8ZM121 223H122V222H121ZM242 223H243V222H242ZM48 224H49V223H48ZM129 224H130V223H129ZM3 225H4V224H3ZM119 225H120V224H119ZM125 225H126V223H125ZM244 225H245V224H244ZM121 226H123V225H121ZM128 226H129V225H128ZM223 226H224V225H223ZM4 227H5V226H4ZM10 227H11V226H10ZM98 227H99V226H98ZM115 227H116V226H115ZM131 227H133V226H131ZM131 227L129 226V228H131ZM135 227H136V225H135ZM1 228H2V227H1ZM8 228H9V227H8ZM109 228H110V227H109ZM3 229H4V228H3ZM94 229H95V228H94ZM96 229H97V228H96ZM99 229H100V228H99ZM117 229H118V228H117ZM117 229H116V230H117ZM127 229H128V228H127ZM127 229H126V230H127ZM132 229H134V228H132ZM10 230H11V229H10ZM12 230H14V229H12ZM103 230L106 231L107 229H103ZM134 230H135V229H134ZM93 231H94V230H93ZM132 231H133V230H132ZM103 232H104V231H103ZM106 232H107V231H106ZM106 232H104V234H102V235H106V234H107ZM119 232H120V231H119ZM121 232H122V231H121ZM124 232H125V231H124ZM124 232H122V234H123ZM4 233H5V232H4ZM7 233H8V231H7ZM11 233H12V232H11ZM15 233H16V232H15ZM105 233H106V234H105ZM129 233H130V232H129ZM9 234H10V232H9ZM92 234H93V233H92ZM95 234H97V233H95ZM118 234L120 235V233H118ZM12 235H13V234H11V236H12ZM107 235H109V234H107ZM126 235H128V233H126ZM126 235H125V236H126ZM109 236H110V235H109ZM111 236H112V234H111ZM111 236H110V238H111ZM121 236H122V235H121ZM103 237H104V236H103ZM10 238H11V237H10ZM12 238H13V237H12ZM114 238H115V236H114ZM114 238H113V239H114ZM14 239H15V236H14ZM18 239H19V237H18ZM18 239H17V236H16V239H15V240H18ZM111 239H112V238H111ZM113 239H112V240H113ZM126 239H128V238H126ZM1 240H2V239H1ZM107 240H108V239H107ZM108 241H109V240H108ZM116 241H117V240H116ZM13 242H15V241H13ZM20 242H21V241H20ZM113 242H114V241H113ZM119 242H120V241H119ZM119 242H118V243H119ZM15 243H16V242H15ZM1 244H2V243H1ZM1 244H0V245H1ZM5 244H6V243H5ZM20 244H21V243H20ZM116 244H117V242H116ZM119 244L122 245V243H119ZM166 244H167V243H166ZM6 245H7V244H6ZM9 245H10V244H9ZM18 245H19V243H18ZM18 245H17V247H18ZM3 246H4V245H3ZM10 246H11V245H10ZM118 246H119V245H118ZM122 247H123V246H121V248H122ZM125 247H127V246H125ZM12 248H13V247H12ZM123 248H124V247H123ZM123 248H122V250H123ZM166 248H167V247H166ZM5 249H6V248H5ZM10 251H11V250H10ZM3 252H4V251H3ZM3 252H2V253H3ZM7 252H8V251H7ZM104 252H105V251H104ZM2 253H1V254H2ZM4 253H5V252H4ZM105 253H106V252H105ZM9 254H10V253H9ZM3 256H4V255H3ZM41 256H42V255H41ZM180 257H181V255H180ZM37 258H38V257H37ZM39 258H40V257H39ZM44 258H47V257H44ZM35 259H36V258H35ZM174 259H175V258H174ZM38 260H39V259H38ZM41 260H43V259H41ZM168 260H169V259H168ZM172 260H173V259H172ZM182 260H183V259H182ZM44 262H45V260H44ZM102 262H103V261H102ZM107 262H108V261H107ZM161 262H162V261H161ZM81 263H82V262H81ZM180 263H181V262H180ZM28 264H29V263H28ZM48 264H49V262H48ZM50 264H51V263H50ZM97 264H98V263H97ZM176 264H177V263H176Z\"/></svg>","mask_w":264,"mask_h":264},{"label":"rangeland","instance_id":"3","mask_svg":"<svg viewBox=\"0 0 264 264\" xmlns=\"http://www.w3.org/2000/svg\"><path fill=\"white\" fill-rule=\"evenodd\" d=\"M185 0H180V4H182L183 2H184ZM188 1V0H187ZM226 1V2H225ZM227 1L228 0H221L220 1V3L222 4V3H224V5L225 4H227ZM236 1H239V0H236ZM242 1V0H241ZM193 5V4H192ZM223 5V6H224ZM180 6V5H179ZM227 6H228V4H227ZM181 8V7H180ZM208 8H209V5H208ZM180 14V13H179ZM182 15V13L180 14V16ZM163 30V29H162ZM162 32H164V31H160V33L161 34H165V32L164 33H162ZM160 34V37H166V35H161ZM176 38H178L179 40H177ZM178 41V42H177ZM180 42H181V36L179 35H177V36H175V45H177V47H175V45H174V49H173V51H174V54H175V56H174V61L175 62H172L171 64L174 66V70H175V74H176V72L178 73V70H179V67H180V65H181V62L179 61V59L181 58V56H182V47L180 46ZM177 43V44H176ZM165 48V49H164ZM164 48H161V46H160V48H159V52H162L163 51V54L164 53H167L165 50L167 49L168 50V48L165 46ZM175 48H176V50H175ZM160 49L162 50V51H160ZM162 53H160V55H161ZM162 54V55H163ZM166 55V54H165ZM159 57H161V56H159ZM162 58V57H161ZM165 64H166V61H163ZM161 63V62H159V65H162V67H161V69L164 71V70H166L167 71V64H166V66H165V64L164 63ZM164 64V65H163ZM176 66V67H175ZM163 68H165V69H163ZM177 68V69H176ZM160 70V66H159V69H158V74L160 73H162L160 76L161 77H159V79L160 78H163L164 77V80H161V81H159V84L161 85V87H159V94L158 95H160V97H158L159 98V112H158V114H156V117L158 118V121H159V124H161L162 122H166V120H167V118L169 117L168 116V114L167 113H169V111L171 110V108H172V105H173V103L171 102L172 101V99H174V98H176V94L174 95V97H173V95L172 96H170L171 94L170 93H167V91H166V87H168V85L167 86H165L166 84H167V77L165 76V74L166 73H164L163 74V71H159ZM166 71H164V72H166ZM164 75V76H163ZM163 76V77H162ZM166 77V78H165ZM167 79V80H166ZM165 83V84H164ZM159 85V86H160ZM164 86H165V88H164ZM164 88V89H161V88ZM162 91H166V92H162ZM161 92V93H160ZM162 95V96H161ZM147 96V95H146ZM146 96L145 95H143V100H144V106L146 105L147 106V108L149 109L150 107H151V103H150V100L148 99L147 100V98H146ZM147 97H150V95H148ZM167 98H169L170 99V101H167ZM113 100L114 101H116L115 103H114V106H115V108L117 109V107H118V95H115V97H113ZM175 100V99H174ZM125 103V102H124ZM123 105H125V104H123ZM130 105V103L128 102V108L129 107H131V106H129ZM170 105H171V107H170ZM160 111H161V113H160ZM164 118V119H163ZM160 129H161V125H160ZM162 131H160V137H159V141L157 142V143H155V147L158 149V152L157 153H159V156H161V155H163L164 153V149H166V144H165V142H163V137H164V133L162 134L161 133ZM128 135H130L129 133H127ZM119 134H117V139H118V136ZM128 135L126 136V137H128ZM129 138V137H128ZM132 138H136V136H132L131 137V139ZM119 140V139H118ZM117 140V142L118 143H116V142H113L112 143V148H110L109 146H107V147H109L108 148V150L109 149H111V151L113 152V151H115V149H118V144H119V141ZM129 141L130 140H127V145H126V147H130L128 144H129ZM136 144H133V148H131L132 150H131V152H133L134 151V147H136V145H137V148L135 149V151L137 150V151H139L138 153H136L135 154V151L133 152L135 155H146V153H150V147H149V144L150 143H148V144H146V143H144V144H142L140 141H139V144H137V142H135ZM102 144V146H103V143H101ZM114 144V145H113ZM95 145H96V148H97V151H99V146L95 143ZM117 145V146H116ZM111 146V145H110ZM141 146V147H140ZM186 143H185V145H184V147H181V152L180 153H184V149H186ZM107 147H106V150H107ZM116 147V148H115ZM142 148V149H141ZM141 149V150H140ZM106 150H104V147H102L101 148V151L102 152H104V151H106ZM106 151V152H109V151ZM146 152H145V151ZM127 151H129V149H127ZM127 151H126V156H128V154H127ZM141 152V153H140ZM81 153V152H80ZM189 153H195V151H193V150H190V152ZM134 154H131V155H129L127 158H126V160L128 161V162H126V164H132L133 162V164L134 165H136L137 167H138V169H140V170H142L143 172H144V174H143V178H144V176L146 175V173H145V171L146 170H149V168L147 169V163H148V161H150V159H148V158H144V159H142L143 157H138L139 158V161H134L133 160V158H131L130 156H132V155H134ZM97 160V159H96ZM131 160V161H130ZM133 160V161H132ZM137 160V159H136ZM143 161H144V163H143ZM139 162H141V163H139ZM144 164H146V165H144ZM149 166H150V164H149ZM146 168V170H145V168ZM143 168V169H142ZM145 179V178H144ZM143 179V185L145 186V188H146V185H147V182H146V180H144ZM143 195L145 196L146 195V189H143ZM128 238V237H127ZM0 261H4L5 263L8 261L7 259H5V258H2V259H0Z\"/></svg>","mask_w":264,"mask_h":264}]
</instances>
